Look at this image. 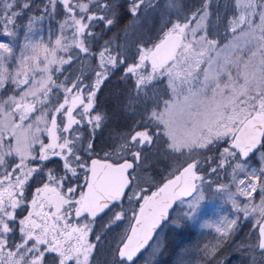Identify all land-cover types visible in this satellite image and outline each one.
<instances>
[{"label":"snow or ice","instance_id":"snow-or-ice-1","mask_svg":"<svg viewBox=\"0 0 264 264\" xmlns=\"http://www.w3.org/2000/svg\"><path fill=\"white\" fill-rule=\"evenodd\" d=\"M0 264H264V0H0Z\"/></svg>","mask_w":264,"mask_h":264},{"label":"rangeland","instance_id":"rangeland-1","mask_svg":"<svg viewBox=\"0 0 264 264\" xmlns=\"http://www.w3.org/2000/svg\"><path fill=\"white\" fill-rule=\"evenodd\" d=\"M221 208L222 205L215 199L204 201L196 218L186 223L183 234L175 238L170 236L172 245L174 247L177 244L191 245L194 249V246L198 243L210 240L212 235H214V231L212 229L203 228L201 225L206 220H216L220 215L226 214L227 210L224 209L222 211ZM193 255H195V251H193Z\"/></svg>","mask_w":264,"mask_h":264},{"label":"trees","instance_id":"trees-1","mask_svg":"<svg viewBox=\"0 0 264 264\" xmlns=\"http://www.w3.org/2000/svg\"><path fill=\"white\" fill-rule=\"evenodd\" d=\"M170 241H171V243H172V239H171V237H170ZM173 247H174V246H173ZM162 259L165 260V261H168V260H170V257L165 256V257H163Z\"/></svg>","mask_w":264,"mask_h":264}]
</instances>
